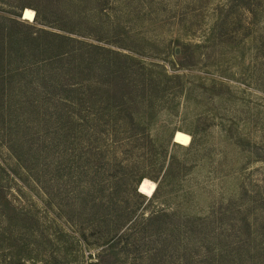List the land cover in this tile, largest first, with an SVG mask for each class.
<instances>
[{
  "label": "rangeland",
  "instance_id": "obj_1",
  "mask_svg": "<svg viewBox=\"0 0 264 264\" xmlns=\"http://www.w3.org/2000/svg\"><path fill=\"white\" fill-rule=\"evenodd\" d=\"M0 264H264V0H0Z\"/></svg>",
  "mask_w": 264,
  "mask_h": 264
},
{
  "label": "bare ground",
  "instance_id": "obj_2",
  "mask_svg": "<svg viewBox=\"0 0 264 264\" xmlns=\"http://www.w3.org/2000/svg\"><path fill=\"white\" fill-rule=\"evenodd\" d=\"M34 18H35V14L32 10L25 9L23 11V18H22L23 20L33 22ZM139 189H140V184L137 186L138 193H139ZM155 189H156V185L154 182L149 181L147 179L143 182V190H145L146 192L152 194L155 192Z\"/></svg>",
  "mask_w": 264,
  "mask_h": 264
}]
</instances>
